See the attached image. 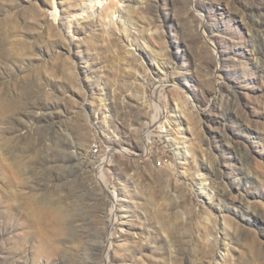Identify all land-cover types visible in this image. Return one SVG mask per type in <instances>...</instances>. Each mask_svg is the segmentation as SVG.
<instances>
[{"label": "rangeland", "instance_id": "obj_1", "mask_svg": "<svg viewBox=\"0 0 264 264\" xmlns=\"http://www.w3.org/2000/svg\"><path fill=\"white\" fill-rule=\"evenodd\" d=\"M97 1L0 0V264H264V0Z\"/></svg>", "mask_w": 264, "mask_h": 264}, {"label": "bare ground", "instance_id": "obj_2", "mask_svg": "<svg viewBox=\"0 0 264 264\" xmlns=\"http://www.w3.org/2000/svg\"><path fill=\"white\" fill-rule=\"evenodd\" d=\"M101 2L102 1H100V0H98L96 3H95V5L96 4H101ZM94 8V6L92 7V9ZM54 13H55V15H54V17L55 18H58V16H59V13H58V11H57V8L55 7V11H54ZM120 17H122V16H120ZM121 19V18H120ZM62 26L63 27H66L67 29H71V26H72V22H69V21H62Z\"/></svg>", "mask_w": 264, "mask_h": 264}, {"label": "built area", "instance_id": "obj_3", "mask_svg": "<svg viewBox=\"0 0 264 264\" xmlns=\"http://www.w3.org/2000/svg\"><path fill=\"white\" fill-rule=\"evenodd\" d=\"M91 152H92V155L93 156H97L100 154L101 152V148H100V145L99 144H93L91 146Z\"/></svg>", "mask_w": 264, "mask_h": 264}]
</instances>
